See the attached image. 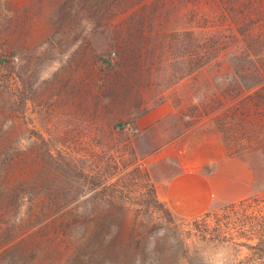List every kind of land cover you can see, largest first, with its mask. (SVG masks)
<instances>
[{
    "label": "rangeland",
    "instance_id": "rangeland-1",
    "mask_svg": "<svg viewBox=\"0 0 264 264\" xmlns=\"http://www.w3.org/2000/svg\"><path fill=\"white\" fill-rule=\"evenodd\" d=\"M106 1L0 0V264H264L258 95L211 103L234 81L188 74L175 19L131 25ZM188 170L213 188L192 218L157 193Z\"/></svg>",
    "mask_w": 264,
    "mask_h": 264
},
{
    "label": "trees",
    "instance_id": "trees-1",
    "mask_svg": "<svg viewBox=\"0 0 264 264\" xmlns=\"http://www.w3.org/2000/svg\"><path fill=\"white\" fill-rule=\"evenodd\" d=\"M95 1L99 11L104 0ZM124 2L135 9L129 15L131 25L165 23L175 19V26L165 35L169 38L167 47L177 51L183 45L181 58L185 51L188 74H192L194 80L205 72V81L210 85V79L222 75L234 81L226 82L219 92L211 93V103L222 102L224 105L228 102L229 106L232 100L244 101L258 95L253 112L255 118H248L258 124L261 122L264 132V0H108L106 10H114ZM180 21L182 23L177 27ZM146 36L150 37V34ZM165 36H159V41ZM236 79H249L253 84L238 83ZM219 95L224 103L219 100ZM248 108L243 112L249 114ZM0 164L2 170L8 171L12 161L2 158ZM75 225L73 222L62 223L60 228L70 234Z\"/></svg>",
    "mask_w": 264,
    "mask_h": 264
},
{
    "label": "crops",
    "instance_id": "crops-1",
    "mask_svg": "<svg viewBox=\"0 0 264 264\" xmlns=\"http://www.w3.org/2000/svg\"><path fill=\"white\" fill-rule=\"evenodd\" d=\"M157 110L168 111V106L161 104L158 109L140 118L138 124L141 128L150 127L155 123L159 118ZM157 193L159 199L172 213L179 217L192 218L207 211L213 196V188L206 175L197 170H188L174 173Z\"/></svg>",
    "mask_w": 264,
    "mask_h": 264
},
{
    "label": "built area",
    "instance_id": "built-area-1",
    "mask_svg": "<svg viewBox=\"0 0 264 264\" xmlns=\"http://www.w3.org/2000/svg\"><path fill=\"white\" fill-rule=\"evenodd\" d=\"M125 128L128 129V130H131V131H134L136 132L138 129L136 127H134V125H132L131 123H127L125 125Z\"/></svg>",
    "mask_w": 264,
    "mask_h": 264
}]
</instances>
